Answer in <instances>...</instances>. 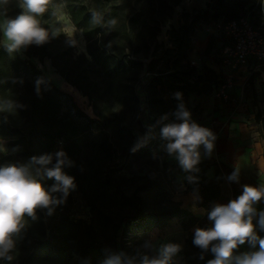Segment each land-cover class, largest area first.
<instances>
[{
    "label": "trees",
    "instance_id": "obj_1",
    "mask_svg": "<svg viewBox=\"0 0 264 264\" xmlns=\"http://www.w3.org/2000/svg\"><path fill=\"white\" fill-rule=\"evenodd\" d=\"M63 1L73 24L82 31L86 54H74V42L65 36L50 8L38 17L49 30L48 42L22 48L25 57L10 53L0 35V104L12 100L22 105L12 112H0V140L7 141V153L0 152V165L55 153L61 143V150L74 162L63 171L74 177L75 190L86 200L91 219L80 222L69 218L70 194L51 215L37 209L36 220L25 217L26 229L16 241L12 262L69 264L77 255L79 264H101L106 250L115 251L119 236L133 224L149 232L178 218L187 232L179 264H206L212 256L208 253L199 259L200 250L192 243L193 228L209 227L211 221L165 197L160 167L167 165V152L157 121L164 114L168 120L162 123L175 119L179 100L174 93L180 92L182 98L190 93H210L218 82L213 68L189 63L191 36L198 25L243 15L251 0H211V7L183 12L177 27L169 21L174 5L181 0ZM252 1L251 7L257 6L264 14V0ZM0 10L5 18L22 11L18 0H9ZM93 12L102 17L99 25L91 19ZM165 24L170 26L171 47L156 40ZM32 57L49 59L66 82L87 96L95 118L48 78ZM130 117L144 119L146 128L155 125L154 138L136 151L131 149L144 134ZM257 119L264 135V115ZM197 167L199 171L192 175L198 179L192 188L200 195V205L210 210L221 198L220 181L207 176V163ZM125 169H133L132 175L126 177ZM41 183L47 189L54 179L44 178ZM240 194L234 189L232 199Z\"/></svg>",
    "mask_w": 264,
    "mask_h": 264
},
{
    "label": "clouds",
    "instance_id": "obj_2",
    "mask_svg": "<svg viewBox=\"0 0 264 264\" xmlns=\"http://www.w3.org/2000/svg\"><path fill=\"white\" fill-rule=\"evenodd\" d=\"M9 0H0L4 8ZM52 0H18L22 11L14 18H5L0 23V35L6 40L4 46L11 52L35 44L41 46L49 40V30L38 19L49 11ZM93 23L100 24L102 17L91 13ZM58 33L52 32V35ZM70 37V36H69ZM37 81V92L39 93ZM181 101L173 113L171 122L164 114L157 123L161 124L159 136L164 141V150L174 157L182 171L189 173L186 179L195 183L198 179L192 173L199 171L197 165L201 159V146L204 155L211 156L214 150L215 134L207 127L191 119L190 111L182 102V94L174 93ZM22 105L14 101L0 104V112H12ZM155 125L148 126L144 135L138 137L131 151L148 143L155 136ZM0 145V151H3ZM74 162L63 150L55 153L33 155L25 163H7L0 165V260L11 262L13 250L18 239L23 236L27 220H36V210H46L51 215L57 205L63 204L71 191L75 190L74 177L63 171L72 167ZM44 178L54 179V183L45 188L41 183ZM229 181L239 182V168H235L227 177ZM59 193V196L54 195ZM264 199V186L242 185V193L226 204L214 203L210 210H205L209 227H196L192 243L200 250L199 259L203 260L210 253L212 258L206 264H264V236L257 234L253 218L258 215V226L264 230V210L257 213L255 205ZM245 243L249 251L234 254V250ZM258 246V247H257ZM175 242L155 245L146 240L133 253L123 250H106L101 264H172L174 256L181 250Z\"/></svg>",
    "mask_w": 264,
    "mask_h": 264
},
{
    "label": "rangeland",
    "instance_id": "obj_3",
    "mask_svg": "<svg viewBox=\"0 0 264 264\" xmlns=\"http://www.w3.org/2000/svg\"><path fill=\"white\" fill-rule=\"evenodd\" d=\"M253 1L251 0L246 7L244 8V14L248 15L250 19L259 25H264V14L258 10L257 6H252ZM213 2L211 0H181L178 4L174 5L172 17L170 19V24L177 27L181 22V15L183 12L192 13L194 10H200L211 7ZM51 12L57 17L62 27V30L65 36L74 42L73 52L75 55L84 53L86 54V41L82 34L81 29L76 27L71 19V15L69 14L66 4L63 0H53L52 4L49 6ZM5 19L3 12L0 10V23ZM217 22L210 23H200L198 28L193 32L191 36L190 49L188 52V60H199L203 62L205 60L209 61V64L219 63L216 60V55L219 50L224 45L223 37L218 31L216 27ZM169 25H161V30L158 32L156 36V40L158 43H162L164 47H171L168 40L169 37L167 35V30L169 29ZM70 36V37H69ZM1 41L6 43V40L1 35ZM210 47L209 51L206 52V48ZM22 57H25L22 54V50L18 51ZM209 55H211L210 58ZM215 56V58L213 57ZM35 65L45 74L48 78H50L59 88L70 93L78 104V106L89 116L95 118L93 113L92 106L90 104L89 99L85 96L84 100L77 96L73 91H70L64 84L65 81L59 73L56 72L55 68L51 65L50 60L44 58L43 60H39L38 58L32 57L30 58ZM213 60V61H212ZM243 67H239L240 72L238 70H230V67L226 69H221L218 65V74L223 77L229 73L234 75V85L236 89L233 93L230 92V95L233 96L236 94V90L238 89L241 92V96L243 97V101L246 102V107L248 109H253L257 112L256 117H260L264 115V65H260L255 70H247L242 71ZM231 71V72H229ZM238 73V74H237ZM233 90V89H232ZM190 95V94H189ZM188 95V96H189ZM231 97V96H230ZM181 101H179L180 103ZM182 102L185 107L189 109V105L187 103V97L182 98ZM90 107V108H89ZM192 117L196 116L197 120H199L198 124L200 125V121L203 117L199 116V112L196 111V108L191 110ZM191 117V119H192ZM258 120V119H257ZM130 121L134 123L137 128L142 129L143 134L148 130L146 128V123L144 119H136L134 117H130ZM259 121V120H258ZM259 129L262 131L261 123L259 121ZM206 126V124L202 125ZM263 135V131H262ZM264 136V135H263ZM0 145L3 147L2 153H7V141L0 140ZM61 150V143H58L56 146V151ZM167 165L165 167H160L161 175L164 179V188H165V197L170 200L179 201L181 205L184 207L190 200L193 198L192 185H188L186 177L189 173L180 171V167L178 165L177 160L174 157L166 154ZM208 167L213 166V177L212 179H218L220 181L221 188V198L218 203L226 204L229 200L232 199V193L234 189H237L242 193V185L249 184L253 186H264V174L258 175L255 177H251L240 187L234 186V181H229L227 177L231 172L235 169L234 167L228 165L226 161H217L214 160L211 164L207 163ZM126 177L132 175L133 169H125L122 171ZM239 179H240V171H239ZM242 182V181H239ZM71 202L67 206L66 213L70 219L74 221L80 222H89L91 219L90 208L83 198L82 194L76 190L70 192ZM185 202V203H184ZM199 204V201H198ZM257 209V213L264 210V199L258 202L255 205ZM208 210V209H206ZM199 216V215H198ZM207 216L206 211H204V215ZM258 215L253 218V224L256 226L257 234L262 236V230L258 226ZM212 222H210L211 224ZM187 237V232L182 229L179 224L178 218H173L167 222V225L163 228H156L151 231L143 230L142 226H137L133 224L126 232L119 236L117 240V247L115 251L123 250L129 254L133 253L137 248H139L144 241L150 240L155 245L159 246L161 243L165 242H175L179 243L182 247L181 250L176 256H174L172 264H179L181 257L183 256V250L185 247V238ZM102 240L108 244V241L105 237L102 236ZM258 247V246H257ZM249 246L247 243L240 246L239 253L249 251ZM79 257L77 255L74 256V259L69 264H79ZM0 264H20V262H8L6 260H0Z\"/></svg>",
    "mask_w": 264,
    "mask_h": 264
},
{
    "label": "crops",
    "instance_id": "obj_4",
    "mask_svg": "<svg viewBox=\"0 0 264 264\" xmlns=\"http://www.w3.org/2000/svg\"><path fill=\"white\" fill-rule=\"evenodd\" d=\"M209 57L212 58L211 55ZM206 62L216 72L220 71H218V65L222 70L228 68V66L221 64H209L207 60ZM249 69L244 67L242 71ZM237 72H240V69ZM235 89L234 85L231 93ZM241 95V92L237 89L234 96L231 94V97L227 101L222 102H219L211 92L201 94L190 93L187 97L190 114L191 110L196 108V111L200 114L199 116L203 117L200 125L206 124L205 127L209 128L216 136L211 156H205L203 146H201V159L199 163L205 162L211 164L214 160H223L228 165L239 168V181L242 182L234 181L233 183L236 187L244 184L250 176L255 177L256 174L259 176L264 174V136L259 129L260 124L256 117L257 112L246 107V102L243 101ZM192 120L196 123L199 122L196 116H193ZM180 171L183 174L184 171L181 168ZM206 174L210 178L213 177L212 165L207 167ZM187 182L188 185H192L188 180ZM191 193L193 194V198L189 202H186L187 204L184 207L196 215H204V211L207 208L200 205L201 198L199 193L194 189H192ZM195 228H193V231Z\"/></svg>",
    "mask_w": 264,
    "mask_h": 264
},
{
    "label": "built area",
    "instance_id": "obj_5",
    "mask_svg": "<svg viewBox=\"0 0 264 264\" xmlns=\"http://www.w3.org/2000/svg\"><path fill=\"white\" fill-rule=\"evenodd\" d=\"M216 27L224 40V45L216 55L218 64L230 67L231 71L243 66L255 70L264 65V25L255 24L248 15L243 14L236 18L221 19ZM189 63L198 68L203 64L209 66L206 60L200 62L189 59ZM233 86L232 73L223 77L218 74V82L213 85L211 93L219 102L227 101Z\"/></svg>",
    "mask_w": 264,
    "mask_h": 264
},
{
    "label": "bare ground",
    "instance_id": "obj_6",
    "mask_svg": "<svg viewBox=\"0 0 264 264\" xmlns=\"http://www.w3.org/2000/svg\"><path fill=\"white\" fill-rule=\"evenodd\" d=\"M63 84L70 90L73 91L77 96H79L80 98H82L84 100L85 96H83L74 86H72L71 84H69L66 81H63ZM90 108V107H89Z\"/></svg>",
    "mask_w": 264,
    "mask_h": 264
}]
</instances>
